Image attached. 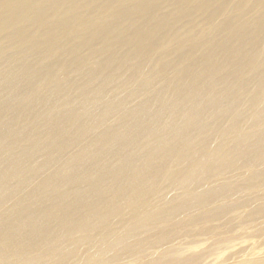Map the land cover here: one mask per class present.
<instances>
[{"label": "bare ground", "instance_id": "obj_1", "mask_svg": "<svg viewBox=\"0 0 264 264\" xmlns=\"http://www.w3.org/2000/svg\"><path fill=\"white\" fill-rule=\"evenodd\" d=\"M185 215L264 238V0H0V264H159Z\"/></svg>", "mask_w": 264, "mask_h": 264}, {"label": "rangeland", "instance_id": "obj_2", "mask_svg": "<svg viewBox=\"0 0 264 264\" xmlns=\"http://www.w3.org/2000/svg\"><path fill=\"white\" fill-rule=\"evenodd\" d=\"M234 209L232 211H234ZM197 210L198 209H196L195 211H197ZM238 210L234 211L236 215L240 214L243 211L242 209H238ZM203 211L204 210H202V212ZM236 212L237 213L240 212V213L237 214ZM198 213H200L199 210H198ZM197 214L196 213H192L191 215H193V217H196ZM185 216L183 217L184 220L182 219L183 222H180L181 224L179 223L180 225H182L180 227L177 224V227L175 225V228L171 229L170 228V223L164 222L165 224H161V225H165L166 228H164L163 231H161V232L157 231L156 232V236L157 237L156 236L145 235V234H142V235L140 234L139 236H135V240L133 242L138 241V240L142 241L141 245L136 249L135 252L138 253V252H141L143 250H148V251L152 250L153 252L156 253V255L153 257V259H156L159 264H182V262H180L179 257L190 256L193 253H194V255L198 254V253L200 254L203 251H207V250H209L208 247L210 245H212V243L215 241V239L223 238V239H226L228 241L232 240L231 241L232 243L231 242L228 243V244L231 243V245H227V248H226V245H221L215 251L212 250V254L210 252H208V254L209 253L211 254V258H208L207 262H206L205 258L207 256L210 257V255H206L207 254L206 253L204 255L205 256L204 257V260H205L204 263L210 264V263H212L211 262L212 260L216 259L215 261H217V263L220 262V260H221V262L223 261L222 263H224V262L227 263L228 262L227 264H229V262H230V264H232L233 261L235 260L234 257H236V254L239 253L240 249L242 248V246H241V248L239 249L240 246L239 247L237 246V245H239L238 243H240V241H241L240 245H243L245 243V241L247 242V244L251 243L253 241V242H255L254 244L258 248H259V246L261 248H263V246H264V238H263V236H259L260 238H258L257 235H256L257 236V238H256L255 236H251V235L249 236V235H246V234L244 236H241V237L240 236H236V234H238L239 232L236 233L235 231L238 230V228H237L238 226H241L240 225V224H242V223H240L241 221L240 222L239 221L238 222L235 221L234 223H232V225L231 224L230 225L227 224V225L223 226L222 229L218 228L217 230L215 229V230H208L207 231L209 225L212 226V224H211L212 222H207V221L202 220V219H197V218H193V217L190 218V217H187V216L185 217ZM207 220H211V219H207ZM260 221H262V219ZM260 221H257V222L260 223ZM216 222H215V224L213 223V225H218L219 221L217 223ZM219 224H222V223H219ZM245 224H249V226L247 225V227H250L251 224H253V223L250 224V223L245 222L242 225H244V227H245L246 226ZM150 226H152V225H150ZM231 226L232 227L234 226V227L231 228ZM262 226L264 227V225H262ZM263 227H261V228H263ZM194 230H195V233L198 231V234L200 236L198 234H197V236H194L195 234L194 233L192 234V231L194 232ZM199 231H201V232H199ZM263 231H264V228H263ZM153 233H155V232H153ZM157 234H159V235H157ZM233 234L236 236V239L234 238ZM251 237H252V239H251ZM237 238H240V239H237ZM242 240H243V242H242ZM128 242H129V240L127 239L126 241L123 242V245L130 246L132 244L131 242H129V243ZM172 244L173 245L175 244L176 246L174 245V247H173ZM177 244H179V245L177 246ZM247 244H244V246L247 245ZM233 245H234V247H233ZM230 246L233 247V248H235L236 246L237 247L232 252L231 251L229 252L228 250H230V249L232 250L233 249V248H230ZM224 247H225V250L227 249L226 250V251H228L227 253L224 250ZM211 248H212V246H211ZM228 248H230V249H228ZM233 252L234 253L237 252V253L235 255H233ZM240 254L241 253L237 254V256L240 255ZM231 255H233V256H231ZM217 258H218V260H217ZM209 259L211 261H209ZM230 259L233 260V261H231ZM127 261L128 260L120 259V260H113L111 262H107V263H103V264H126Z\"/></svg>", "mask_w": 264, "mask_h": 264}]
</instances>
